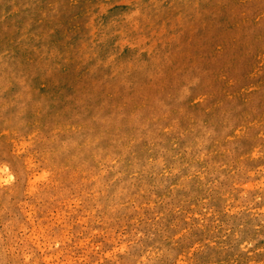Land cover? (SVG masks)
Returning a JSON list of instances; mask_svg holds the SVG:
<instances>
[{"label":"rangeland","instance_id":"rangeland-1","mask_svg":"<svg viewBox=\"0 0 264 264\" xmlns=\"http://www.w3.org/2000/svg\"><path fill=\"white\" fill-rule=\"evenodd\" d=\"M0 264H264V0H0Z\"/></svg>","mask_w":264,"mask_h":264}]
</instances>
